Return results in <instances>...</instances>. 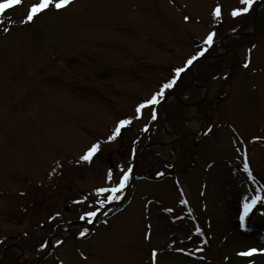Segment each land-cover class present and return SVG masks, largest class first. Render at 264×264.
<instances>
[{
    "label": "rangeland",
    "instance_id": "374dc122",
    "mask_svg": "<svg viewBox=\"0 0 264 264\" xmlns=\"http://www.w3.org/2000/svg\"><path fill=\"white\" fill-rule=\"evenodd\" d=\"M36 2L23 0L11 12V30L0 33V239L6 238L0 264L31 262L49 249L41 264H152V250L158 264H235V246L264 244V216L250 218L255 224L246 234L236 227L246 180L238 175L244 173L237 149L247 150L253 174L264 183V2L233 19L239 0H75L66 11L23 25ZM217 5L224 23L214 28ZM211 30L214 47L190 69L196 82L190 78L175 91L185 105L170 95L157 120L150 121V113L134 120L119 142L102 143L92 165L77 163L118 118L133 117L138 102L195 54ZM145 125L150 129L142 137ZM208 127L213 133L204 136ZM153 131L155 142L135 168L148 179L132 181L124 208L85 239H76L85 227L76 225L62 237L65 244L37 252L36 243L55 226L45 225L51 215L63 212L59 219L68 221L83 214L91 205L73 200L106 183L108 159L114 170L133 163L131 149L147 144ZM180 189L187 207L179 202ZM194 224L209 241L204 260L176 251L193 249ZM254 259L264 264V256Z\"/></svg>",
    "mask_w": 264,
    "mask_h": 264
},
{
    "label": "snow or ice",
    "instance_id": "6c2138e0",
    "mask_svg": "<svg viewBox=\"0 0 264 264\" xmlns=\"http://www.w3.org/2000/svg\"><path fill=\"white\" fill-rule=\"evenodd\" d=\"M23 0H0V31L8 33L11 29L6 25L3 16L9 10L16 6L21 5ZM75 3V0H37L36 3L32 4L27 11L26 17L23 20L24 24L34 23L41 15L47 14L49 12L61 13L69 9L71 5ZM241 7H235L231 10L230 16L233 19L246 16L252 9L257 0H239ZM214 19V28H218L220 24L224 23L222 15V6L217 5L212 13ZM185 21L190 19L189 16L184 17ZM237 29L232 28V32L235 33ZM217 32L215 30L209 31L203 39L202 44H198V50L186 59L182 66L173 69L171 77L162 81L157 89L147 98L139 101L134 108L133 117H122L118 118L113 128L107 137L101 142L97 140L91 143L84 153L79 157L77 163H84L92 165L94 159H98L99 155L102 154L103 148L102 143L107 145H113L122 139V136L126 129L133 126L134 120H142L146 115L150 113V121H155L158 118L157 109L162 105L170 95H172L173 90L177 88L179 83L183 82V77L189 72V70L200 61L201 58L205 57L206 54L212 49L216 43ZM255 45L248 49V58L244 63L243 67L248 68L251 64V53ZM142 131L148 132L149 127L145 125ZM213 133V128L208 127L203 133L204 136H208ZM256 140H260V137H256ZM135 143V141H134ZM238 152L242 151V171L246 175V180L244 183V192L241 193L240 199L238 201V211H237V229L241 235L246 234L250 230L249 218L254 214L259 216H264V183H262L256 175L253 174V170L250 166L248 160V154L246 149H237ZM132 157L134 160L136 157V149H131ZM213 165H209V168ZM159 177H164V172L158 173ZM106 183L95 188L94 192H89L82 199L73 200V204L76 206H89L87 210L79 216V220L84 222L86 225H94L97 218L102 214L105 217L109 215V210L111 205H118L122 200H124L125 192L129 189L133 179H134V164L129 163L128 166L119 165L117 169L109 168L106 171L104 177ZM179 182L177 181V186ZM25 195V193H21ZM180 204L187 207L189 205V200L184 199V191L180 189ZM158 211V210H157ZM168 213H173L174 208H167ZM189 216L193 213L191 210L188 212ZM60 213L57 212L55 215L50 217L51 221L58 220ZM162 219L163 217H158ZM177 219H183V217H177ZM104 224H108V220H104ZM43 227V225H41ZM210 227V224H209ZM152 224L149 222L147 225L148 231L146 232L145 239L151 240L153 234L151 232ZM193 229H195L193 231ZM188 239L193 241V249L189 250L187 246L176 249V251L184 253V255L189 257H195L197 252L203 253L204 246L208 244V239L205 237L204 229L198 225H193L189 229ZM90 230L88 227L78 229L76 233V238L83 240L90 235ZM25 235H29L25 233ZM5 239H0V245L5 243ZM247 239V237H245ZM183 243V241H181ZM65 244V240L60 239L56 243V247H60ZM49 245L44 242L40 245L39 251L43 252ZM233 253L235 259V264H256L254 257L264 256V244H239L233 248ZM233 253H229L227 259L229 261L233 260ZM158 253L156 250H152L151 259L152 264H158ZM87 259V257H84ZM199 260H204L201 255L198 257ZM189 264H194V261H190Z\"/></svg>",
    "mask_w": 264,
    "mask_h": 264
}]
</instances>
